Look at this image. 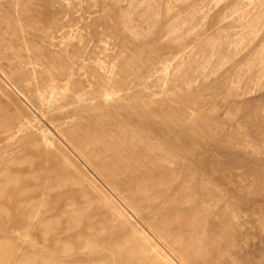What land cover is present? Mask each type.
<instances>
[{
	"label": "rangeland",
	"instance_id": "1",
	"mask_svg": "<svg viewBox=\"0 0 264 264\" xmlns=\"http://www.w3.org/2000/svg\"><path fill=\"white\" fill-rule=\"evenodd\" d=\"M2 130L0 264H264V0H0Z\"/></svg>",
	"mask_w": 264,
	"mask_h": 264
},
{
	"label": "bare ground",
	"instance_id": "2",
	"mask_svg": "<svg viewBox=\"0 0 264 264\" xmlns=\"http://www.w3.org/2000/svg\"><path fill=\"white\" fill-rule=\"evenodd\" d=\"M21 130V129H20ZM20 130H18V133L20 134ZM18 135H17V133H15L14 131L12 132V131H7V130H2V131H0V149H8L9 147V143L10 142H12L16 137H17ZM43 139V142H44V144L45 145H47V146H53V144L51 143V141H50V139H49V137L48 136H45L44 138H42ZM50 143L52 144V145H50ZM56 147V146H55ZM87 151V150H86ZM79 152H81V151H79ZM89 152V151H88ZM95 152V151H94ZM84 153V152H83ZM92 153V152H91ZM91 153H90V155H91ZM82 154V153H81ZM99 154V153H98ZM109 155V154H108ZM107 155V156H108ZM92 156V155H91ZM97 156V155H96ZM83 157H84V155H83ZM95 157V156H94ZM90 158V157H89ZM104 159V158H103ZM92 160V159H91ZM87 161V160H86ZM89 161V160H88ZM103 161V160H102ZM73 162H74V160H73ZM75 163V162H74ZM91 163V162H90ZM92 163H93V165H94V168L93 169H96V171H97V168H98V166H101L100 165V163L99 162H97L95 159L92 161ZM91 163V164H92ZM92 165V166H93ZM103 166V165H102ZM74 167H77V166H74ZM80 167V166H79ZM97 167V168H96ZM104 167H106L105 166V164H104ZM103 167V169H105L106 170V168H104ZM78 169V168H77ZM117 169V168H116ZM79 170V169H78ZM98 170H100V168L98 169ZM102 170V169H101ZM79 171H82L81 169L79 170ZM87 171V170H86ZM85 170H84V172H86ZM89 171V170H88ZM87 171V172H88ZM94 171V170H93ZM107 171V170H106ZM106 171H105V173H106ZM83 172V171H82ZM81 172V173H82ZM83 172V173H84ZM101 172V174H102V171H100ZM98 173H99V171H98ZM97 173V174H98ZM85 174V173H84ZM96 174V175H97ZM100 174V173H99ZM99 174H98V176H99ZM112 174L113 173H111V176H112ZM86 175V174H85ZM84 175V176H85ZM89 175H92L93 176V174H89ZM110 175V174H109ZM113 175H117V174H113ZM100 176H103V175H100ZM90 177V176H89ZM117 177V176H116ZM91 178V177H90ZM90 178L88 179V180H90ZM92 178H94V177H92ZM102 178V177H101ZM104 178V177H103ZM103 178H102V180H103ZM87 179V178H86ZM108 179V178H107ZM106 179V180H107ZM95 180V179H94ZM104 180H105V178H104ZM103 180V182H105ZM119 180V179H118ZM115 181V180H114ZM120 181V180H119ZM87 182H89V181H87ZM97 182V181H96ZM84 183V182H83ZM91 183H93L94 184V182H91ZM100 183V182H99ZM85 184V183H84ZM93 184H89V185H93ZM97 184H98V182H97ZM116 184V183H115ZM85 185H87V184H85ZM107 185H108V183H107ZM121 185H123L122 183H121ZM80 186H81V184H80ZM79 186V187H80ZM84 186V185H83ZM90 186V187H91ZM93 186H96L97 187V185H93ZM111 186V185H110ZM114 186V185H113ZM86 187V186H85ZM103 187H104V185H103ZM102 187V188H103ZM123 188V190H124V187H122ZM45 189H46V185H44L43 183H37V184H35L34 186H33V190L30 192V193H32L31 195L30 194H28V198L29 197H32V196H35V197H37V196H39L40 194H44L45 192ZM81 190H82V192L84 191V188H80ZM91 189H92V187H91ZM126 189V188H125ZM116 189H114V191H115ZM125 191H127V190H125ZM81 192V193H82ZM102 192V191H101ZM120 192V191H119ZM123 192L124 191H122V194H123ZM19 193H12V197L13 198H16L17 200H21L22 198L20 197V195H18ZM99 195V194H98ZM105 195V194H104ZM128 195H129V193H128ZM130 196V195H129ZM103 197V196H102ZM123 197V196H122ZM105 198H106V196H105ZM108 198H110V197H107L106 198V200H107V202L109 201L110 203H111V200H108ZM124 198H126L125 197V195H124ZM123 198V199H124ZM130 199H132L131 197H129ZM37 199H39V198H37ZM127 199H128V197H127ZM126 200V199H125ZM133 200V199H132ZM24 201V200H23ZM127 202V201H126ZM134 202V201H133ZM131 204H132V206H133V203L131 202ZM135 204H136V202H135ZM134 204V205H135ZM85 207V206H84ZM82 210V209H81ZM80 210V211H81ZM85 210V209H84ZM79 213V212H78ZM81 213V212H80ZM37 214H38V211L36 210L35 211V209H33V210H30V211H27L24 215H23V217H20V218H18V217H15V219H11L9 222L10 223H12V226H9V225H7L8 226V231H9V233L10 232H12V229H14V230H17V231H20V230H23V228L24 229H26L27 230V228H25V227H27L28 225H31L32 227H36V225H37V223H38V221H37V219H38V217H37ZM68 214V213H67ZM71 214V213H70ZM77 215V214H76ZM107 216H109L110 217V215H107ZM3 213H0V231H5V226H4V223L2 222V219H3ZM53 217V216H52ZM28 231V230H27ZM6 232H7V229H6ZM7 236V239L8 240H12L10 237H12V234H9V235H6ZM19 236V235H18ZM25 236H27V235H25V233H24V237ZM20 237V238H19ZM18 238H16V239H14V242H15V244H17L18 246H20V247H22V237H21V235L19 236ZM29 237H32V236H30L29 235ZM36 238V236L34 237V239ZM25 240H27V239H25ZM24 240V241H25ZM32 240V239H31ZM56 240V239H55ZM9 243V242H8ZM32 243H34V242H32ZM29 246V245H28ZM30 246H31V244H30ZM48 249V248H47ZM46 249V250H47ZM54 252H52V254H53ZM69 256V255H68ZM72 258V257H71ZM71 258H69L68 260H71ZM66 262V261H65ZM68 262V261H67Z\"/></svg>",
	"mask_w": 264,
	"mask_h": 264
}]
</instances>
